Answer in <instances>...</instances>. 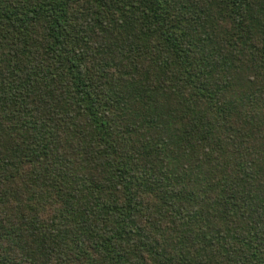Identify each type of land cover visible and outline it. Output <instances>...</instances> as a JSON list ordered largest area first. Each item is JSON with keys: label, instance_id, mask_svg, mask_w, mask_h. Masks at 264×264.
I'll use <instances>...</instances> for the list:
<instances>
[{"label": "trees", "instance_id": "1", "mask_svg": "<svg viewBox=\"0 0 264 264\" xmlns=\"http://www.w3.org/2000/svg\"><path fill=\"white\" fill-rule=\"evenodd\" d=\"M0 264H264V0H0Z\"/></svg>", "mask_w": 264, "mask_h": 264}]
</instances>
